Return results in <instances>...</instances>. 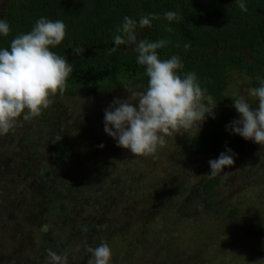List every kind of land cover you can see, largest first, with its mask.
I'll return each mask as SVG.
<instances>
[{
	"label": "rangeland",
	"instance_id": "rangeland-1",
	"mask_svg": "<svg viewBox=\"0 0 264 264\" xmlns=\"http://www.w3.org/2000/svg\"><path fill=\"white\" fill-rule=\"evenodd\" d=\"M5 1L0 0V7ZM226 80V95L232 99L244 95L253 108L257 106V99L247 93L251 87L248 77L232 71ZM132 93L112 88L105 94L60 95L52 98L53 103L39 117L21 121L0 135V183L18 189L0 217V264L27 260L32 246L38 244L42 217L48 219L40 205L45 202L35 201L36 194L41 196L37 175L21 170L25 164L37 163L36 158L31 160L29 150L33 149L28 144L44 155L59 146L66 154L60 164L69 165L75 174L85 167L94 182L114 181L112 175L106 180L109 171L126 181L130 189L124 201L102 198L97 201L101 211L70 220L73 229L79 221L95 223L101 233L89 237L96 239L91 247L107 243L112 251L110 264H264V146L243 138L244 152L234 158L233 166L215 176V185L205 193L203 184L211 171L208 162L220 152L211 149L191 154L188 143L194 129L165 137V145L158 147L154 158L134 156L105 133V109L116 98L129 97L134 102ZM232 110L234 120L239 119L233 101ZM97 167L95 176L91 170ZM128 172L133 178L127 179ZM60 177L70 178L66 168ZM250 224L259 226L253 236L246 234ZM71 246L74 252L81 251L80 241ZM87 254V259L80 256V264L93 260Z\"/></svg>",
	"mask_w": 264,
	"mask_h": 264
},
{
	"label": "trees",
	"instance_id": "trees-1",
	"mask_svg": "<svg viewBox=\"0 0 264 264\" xmlns=\"http://www.w3.org/2000/svg\"><path fill=\"white\" fill-rule=\"evenodd\" d=\"M244 3L247 11L239 8V0L229 3L223 0H6L0 7V20H6L11 31L7 37L0 35V48L10 50L11 41L31 31L41 17L61 20L66 25L65 39L58 46H50V51L65 55L74 65L63 95L105 94L112 88L141 92L146 90L149 78L145 67L137 63L135 45H120L114 53H110V49L115 47L113 37L125 16L138 21L142 16L157 15L160 18L152 20L151 28L136 29L138 41L167 40V46L158 50L159 58L179 56L184 64L181 72L194 71L202 88L207 89V94L219 106L213 109L215 118L207 116L200 130L194 129L188 151L200 155L211 149L220 153L231 149L236 158L244 152L245 144L241 136L226 129L234 120L233 99L224 92L226 79L229 72L237 71L249 78L251 87H258V78H264V0H244ZM167 11L176 12L180 20L167 21L164 18ZM168 27L173 31H167ZM185 44L190 47L186 49ZM77 48L82 49L79 55L73 52ZM58 96L59 92L50 99ZM27 148L33 149L29 150L32 154L29 158H36L40 163L30 162L21 170L37 175L41 196L36 194L35 201L45 202L40 205L46 209L44 214L48 219L42 217L38 244L32 246L27 260L21 259L19 264H29L28 260H35V264L47 261V249L58 254L67 250L69 264H80V256L86 258V248L95 244L96 239L89 240V237H98L101 232L95 223L87 220L79 221L73 229L70 220L80 214L86 216L92 211H101L97 201L102 198L124 201L130 187H125L126 181L109 170L106 180L110 175L115 179L105 184L88 178L89 171L83 166L80 173L75 174L69 165L60 164L65 162L66 154L59 146L49 155L30 144ZM61 167L69 173L66 181L60 177ZM98 169L91 170L96 172L95 176ZM130 174L128 172L127 179L133 178ZM215 178L209 177L204 182L203 192L208 193L213 188ZM4 185L0 183L2 218L7 207L10 208L12 201L9 200L18 195L17 187L4 188ZM59 207L64 211L60 213ZM85 226L88 231H83ZM258 232V224H250L246 230L248 236ZM76 241L82 246L78 253L71 246Z\"/></svg>",
	"mask_w": 264,
	"mask_h": 264
},
{
	"label": "clouds",
	"instance_id": "clouds-1",
	"mask_svg": "<svg viewBox=\"0 0 264 264\" xmlns=\"http://www.w3.org/2000/svg\"><path fill=\"white\" fill-rule=\"evenodd\" d=\"M241 10L247 11L244 0H239ZM157 15H146L137 21L125 16L123 23L116 28L113 41L117 51L120 45L134 44L138 53L137 63L144 66L148 79L145 91L134 92L128 99H114L104 111V131L117 142V146L130 150L137 157H153L165 143V137L181 129L200 130L207 116L215 118L213 109L217 106L213 97L202 88L194 71L184 69L182 59L172 55L169 59L159 58V49L169 43L160 39L138 41L136 29L151 28ZM164 18L179 21L174 11H167ZM171 32V27L166 28ZM11 28L6 20H0V35L7 37ZM66 36V25L61 20L39 18L31 31L17 35L8 48H0V135L14 130L21 121L39 117L46 110L58 92L63 95L67 80L74 71V65L65 55L50 51V46L61 44ZM190 47L185 44V48ZM82 49H73L79 55ZM259 79L258 87H249L248 96L255 97L258 104L251 106L244 95L233 99V107L240 118L233 120L226 129L232 134L264 146V78ZM27 109V111H25ZM101 147H103L101 145ZM235 153L231 149L221 152L218 158L209 160L210 177L224 172L235 163ZM46 230V229H45ZM83 231H88L85 226ZM86 251L93 260L89 264H110L112 251L102 242L96 247L88 246ZM47 264H69V253L58 254L47 249Z\"/></svg>",
	"mask_w": 264,
	"mask_h": 264
},
{
	"label": "flooded vegetation",
	"instance_id": "flooded-vegetation-1",
	"mask_svg": "<svg viewBox=\"0 0 264 264\" xmlns=\"http://www.w3.org/2000/svg\"><path fill=\"white\" fill-rule=\"evenodd\" d=\"M225 3H229L230 0H223ZM232 72V71H231ZM237 72V71H236ZM230 73V72H229Z\"/></svg>",
	"mask_w": 264,
	"mask_h": 264
}]
</instances>
